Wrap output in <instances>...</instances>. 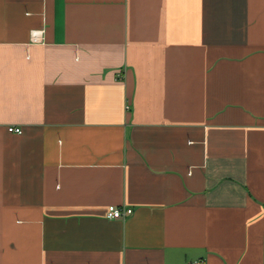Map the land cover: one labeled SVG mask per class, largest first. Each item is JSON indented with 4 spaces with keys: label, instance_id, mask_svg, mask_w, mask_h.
Here are the masks:
<instances>
[{
    "label": "crops",
    "instance_id": "0c3cea01",
    "mask_svg": "<svg viewBox=\"0 0 264 264\" xmlns=\"http://www.w3.org/2000/svg\"><path fill=\"white\" fill-rule=\"evenodd\" d=\"M0 264H264V0H0Z\"/></svg>",
    "mask_w": 264,
    "mask_h": 264
},
{
    "label": "built area",
    "instance_id": "2783aa9c",
    "mask_svg": "<svg viewBox=\"0 0 264 264\" xmlns=\"http://www.w3.org/2000/svg\"><path fill=\"white\" fill-rule=\"evenodd\" d=\"M33 40L40 41L39 33L35 32ZM8 131L21 134L22 129L20 127H8ZM133 213L132 208L118 207L116 205H110L107 209V217L110 219H124Z\"/></svg>",
    "mask_w": 264,
    "mask_h": 264
}]
</instances>
